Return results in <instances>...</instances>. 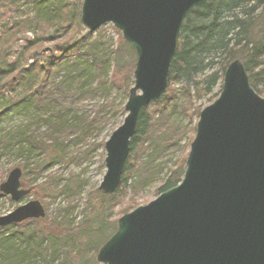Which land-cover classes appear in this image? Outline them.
Segmentation results:
<instances>
[{"label":"trees","instance_id":"trees-1","mask_svg":"<svg viewBox=\"0 0 264 264\" xmlns=\"http://www.w3.org/2000/svg\"><path fill=\"white\" fill-rule=\"evenodd\" d=\"M82 3L77 6V14L72 13L69 0H0V7H6L15 20V35L31 32L38 25V30H44L43 26L64 28L63 34L70 42L72 33L82 27ZM22 6H35V12L43 9L44 15L25 14L26 20L21 23L27 29L18 28ZM116 34L118 42L113 51L110 77L106 48L97 41L89 43L87 40H84L85 46L81 40L71 44L68 40L61 41L63 43L49 56L37 53L31 64L21 65L16 72L0 71V122L8 112L30 109L40 112L38 119L5 133L0 138V152L14 151L12 154L23 160L26 176L32 181L28 188H32L37 200L47 204L65 196L70 202L55 215L47 213L44 219L0 228V264H97L95 255L116 231L117 223L112 217L122 193L137 195L140 192L144 175L152 169L151 164L158 161L155 157L164 155L167 148L164 146L175 139L177 127L171 122V116L176 109L186 116L187 111H191L186 105L207 97L219 86L214 102L220 95L224 74L235 60L244 63L253 89L264 97V0H208L184 22L179 48L171 64L168 91L161 101L142 111L119 190L113 196L100 192L96 201L88 198L82 219L75 222L76 218H71L70 214L80 193L71 186L70 178L63 183L61 176L47 174L53 165L77 158L70 146L88 144V139L110 121L113 103L96 105V109L88 112L81 109L83 105H77L82 98L107 94L110 90L120 91L125 96L134 85L135 51L119 31ZM35 43L31 42L29 48ZM175 84H183L187 90H178ZM18 85L32 86L27 95L4 100ZM194 112L198 122L201 109ZM159 126L167 127L169 139L160 138ZM88 146L79 149V153ZM36 157L41 159L34 161ZM186 160L187 157L172 172L160 194L182 181ZM42 178L45 181L39 184ZM33 182L37 185L32 186ZM75 185L82 183L75 182ZM3 197L0 194V199ZM134 205L126 206L121 215L129 213Z\"/></svg>","mask_w":264,"mask_h":264},{"label":"water","instance_id":"water-1","mask_svg":"<svg viewBox=\"0 0 264 264\" xmlns=\"http://www.w3.org/2000/svg\"><path fill=\"white\" fill-rule=\"evenodd\" d=\"M208 0H84L90 32L111 24L136 54L126 118L105 144L99 191L119 189L142 111L160 101L186 18ZM23 171L14 168L0 193L18 203ZM38 200L0 217V228L46 217ZM100 264H264V97L241 60L227 68L219 98L197 123L182 181L118 220L97 254Z\"/></svg>","mask_w":264,"mask_h":264},{"label":"rangeland","instance_id":"rangeland-1","mask_svg":"<svg viewBox=\"0 0 264 264\" xmlns=\"http://www.w3.org/2000/svg\"><path fill=\"white\" fill-rule=\"evenodd\" d=\"M69 3L72 4V13H78V4L82 3V0H69ZM35 6H22L19 14V27L21 29H27L22 20L25 19V14H29L30 17H35V14L41 13L44 15V10L41 9L38 11ZM6 7H0V71L8 70L11 73L18 71L22 66H27L34 61L35 54L49 56L52 51L57 50L56 48L68 40L66 35H64V28L53 29L43 26L44 30H38V26L34 28L31 32H22L15 35V30L13 29V23L15 22ZM44 23V22H43ZM41 25V24H40ZM67 28V27H66ZM113 25L107 24L98 29L96 32H90L85 27H81L79 31H74V35L68 44L74 42V40H81L83 46L87 42H99L100 46L106 48V52L110 58V66L108 67V76L110 77L113 71L114 64V55L113 51L116 50V43L118 42V31L113 29ZM12 30V31H10ZM120 33V32H119ZM121 34V33H120ZM123 38V37H122ZM63 41V42H61ZM31 42H36L31 48L29 44ZM108 44H111L110 46ZM207 72L206 74H210ZM1 76V75H0ZM3 77V76H2ZM32 85H18L16 90L13 93H8L3 99L8 100L13 97H23L27 95L29 87ZM178 90H184L186 88L183 84H175L174 86ZM219 86L214 88L212 94L207 97L199 100H194L192 105H186L187 109L191 111L186 113V116H183L178 109L171 116V122L174 126L177 127V134L170 144L165 145L164 155H159L155 158H158V161H154L151 164L152 169L149 173H146L143 177V183L140 187V192L136 195L132 192L122 193L120 204L115 208L114 214L112 217L113 222L117 223L119 218L122 217L121 211L125 209L126 206L134 205V209L140 206H145L150 202L158 198L160 194V189L165 185L167 179L171 176L173 171L178 169L180 163L188 156L190 152V141L194 138L195 133L194 128L197 124V118H195L194 111L196 109H204L211 104L215 96L219 92ZM106 93V92H105ZM193 93V90H192ZM108 94V96H107ZM107 94L102 95H91L89 97L82 98L81 102L77 105H83L81 109L83 111L90 112L91 110L96 109V105L99 106L104 103H113V113L110 118V121L107 125L100 131L95 132L90 139H88V144H79L78 146L74 143L70 146L71 152L75 153L74 156L77 158H72L66 163L55 164L52 166L51 170L48 171L47 175H52L54 177L61 176L65 183L66 179H71L73 184L71 186L80 193L79 199L75 198L77 204L74 205V210L71 212V218H76L75 222H79L83 213L85 212V201L88 198L98 199V194L100 193L99 187L103 181V178L107 172L105 165L106 152L105 146L102 147L101 144L106 143L111 137L112 133L118 129L124 122L126 118L125 105L128 100V95H125L116 90H110ZM154 106V105H152ZM150 108V107H148ZM124 110V111H123ZM39 111L35 109H30L29 111H17V112H8L5 120H3L0 125V138L5 135V133L10 132L11 130L17 129L19 126L25 125L26 123L38 119ZM192 114V115H191ZM167 127L159 126L158 135L161 137L169 139L167 132ZM43 131V129L41 128ZM193 131V132H192ZM95 142V146L92 147V143ZM89 145V146H88ZM88 146L83 153H79V149H83ZM86 151V152H85ZM14 152V151H13ZM12 152V153H13ZM85 152V153H84ZM11 152L2 153L0 152V185L6 181L10 172L16 168L20 167L24 171L22 178V184L26 188L31 187V182L26 176L25 168L23 167V160H21L16 154ZM79 154V155H78ZM87 156H85V155ZM34 161H39L41 158H33ZM45 179L42 178L38 180V183L44 182ZM76 183L81 182L82 185H75ZM131 182L129 181L128 184ZM28 184V186H27ZM37 184H32V186ZM113 196V195H111ZM32 200H37V198L31 194V196L22 199L20 202L15 203L10 200L9 197L4 196L0 199V217L11 213L20 205L29 203ZM44 202H42L43 204ZM70 202H68L67 197L61 196L55 202L50 201V203H44L47 213L50 215H55L58 209H65L68 207ZM126 210V209H125ZM129 212V213H130ZM78 244H79V240ZM96 260V255H95ZM98 264V263H97Z\"/></svg>","mask_w":264,"mask_h":264}]
</instances>
